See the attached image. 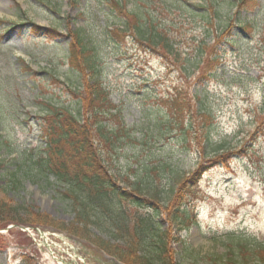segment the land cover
Segmentation results:
<instances>
[{
	"label": "rangeland",
	"instance_id": "1",
	"mask_svg": "<svg viewBox=\"0 0 264 264\" xmlns=\"http://www.w3.org/2000/svg\"><path fill=\"white\" fill-rule=\"evenodd\" d=\"M239 1H136L158 18L155 24L166 28L174 43V53L157 55L146 46L143 49L131 35L111 44L105 30L116 25L104 22L92 0H75L72 5L64 0H0V19L7 21L0 25V138L5 139L0 158L6 169L15 166L13 155L18 151L12 148L39 143L36 115L47 112L45 106L76 113L78 100L66 88H79V79L63 60L68 37L50 39L27 28L9 30L11 22L28 19L73 38V33L81 32L104 64L106 101L100 108L104 123L116 133L111 168L124 172L130 167L142 175L143 161L156 163L150 175L157 173L160 189L165 190L152 219L159 230L170 228L169 216L184 202L187 212L194 215L187 230L168 229L173 260L179 264H264V260L241 259L235 251L243 243L240 240L264 241V127L259 123L264 126V0L244 7L237 6ZM152 3L156 7L151 8ZM135 6L133 1L126 5L132 11ZM223 33H229V39L218 43ZM212 45L219 58L210 66L218 68L210 77H202L203 58ZM20 60L27 63L35 82L17 81ZM178 86L182 95L176 107L169 96ZM200 104L210 114L206 120L197 111ZM183 109L188 114H182ZM18 116L30 117L26 127H21ZM118 122L123 125L120 131ZM157 127L161 134L154 131ZM207 132L210 139L204 137ZM229 151L237 154L219 159ZM6 172L0 169V187L9 179ZM175 176H184L181 186H175ZM115 185L129 191L120 178ZM62 190L61 185L44 180L34 184L26 180L19 189H8L16 202H27L42 218L29 226L0 227V264H67L75 256L81 260L76 259L77 264H119L69 227L73 214L68 200L59 196ZM134 197L143 205L120 201L118 206L134 216L154 214L148 197L144 196L149 207ZM90 233L95 230L91 228ZM65 237L72 251L64 246Z\"/></svg>",
	"mask_w": 264,
	"mask_h": 264
},
{
	"label": "trees",
	"instance_id": "2",
	"mask_svg": "<svg viewBox=\"0 0 264 264\" xmlns=\"http://www.w3.org/2000/svg\"><path fill=\"white\" fill-rule=\"evenodd\" d=\"M131 1L136 4L133 11L126 7ZM136 1L142 0H97V8L103 11L104 15L114 14L120 17L124 26L120 33L130 32L139 44L151 49L152 52H157L158 55L174 53L176 50L174 43L168 39V30L155 24L158 18L154 19L152 13L146 10L147 7L143 4L139 6ZM180 1L182 0H178ZM251 1L253 0H241L237 6L244 7ZM104 7L108 10H104ZM152 7L156 5L152 3ZM140 11L145 13L140 14ZM187 11L193 12L189 7ZM224 34L217 38L218 43L229 39V33ZM73 36L67 59L71 69L80 79L79 90L73 93L78 99L76 113L68 108L45 106L43 110L47 112L39 120L45 137L44 152L18 154L14 157V168L9 171L0 158V169L5 168L7 172L4 175L9 177L4 186L0 187V227L11 223L29 225L33 224L32 222L37 223L42 218L32 206L16 202L8 195V189H19L24 179L30 182L44 180L49 184L55 182L63 187L59 196L68 200L73 214L69 227L73 232L93 240L127 264H179L171 257L169 233L171 231L180 233L188 229L190 226L188 223L191 224L194 220L193 216L184 207L174 209L173 214L168 215L170 232L168 229L159 230L152 219L158 214L156 208L160 207V203L157 200L162 198L165 190L160 189L158 174L150 175L156 169V163L143 161L142 175L130 167L124 172H115V169L111 168L116 133L114 128L110 129L108 124L104 123L106 118L100 108V104L106 101V94L101 87L100 59L97 51L81 32H75ZM114 36L118 38L117 35ZM206 51L203 58L206 62L201 68L200 75L208 78L218 68V65L211 67L210 64L217 62L219 53L213 45ZM181 90L176 88L172 98L176 107L182 95ZM197 111L202 113L204 120L209 118V112L201 104ZM182 114H188L186 109L182 110ZM262 118L264 119V114ZM259 123L263 128L262 121ZM117 126V131L123 127L121 122H118ZM157 132L162 133L161 129ZM204 137L210 139L208 132ZM3 143L5 139L0 138V145ZM32 155L38 157L31 161ZM220 155L219 159H223L232 153L229 151ZM163 168H166V165ZM119 178L126 183L129 191L117 188L115 179ZM183 179L184 176H175L173 180L175 186H181ZM133 195L139 196L147 205L144 196L148 197L152 202L154 214L150 213L146 217L134 216L127 208L118 206L120 201L141 206L142 202ZM162 206L168 208L167 204ZM91 228L95 230L94 234L90 233ZM238 242H243L235 248L241 259L264 260L263 240L252 238Z\"/></svg>",
	"mask_w": 264,
	"mask_h": 264
}]
</instances>
